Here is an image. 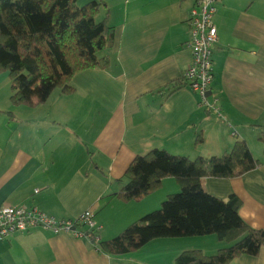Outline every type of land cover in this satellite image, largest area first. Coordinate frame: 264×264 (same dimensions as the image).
<instances>
[{
    "label": "crops",
    "instance_id": "0c3cea01",
    "mask_svg": "<svg viewBox=\"0 0 264 264\" xmlns=\"http://www.w3.org/2000/svg\"><path fill=\"white\" fill-rule=\"evenodd\" d=\"M101 1L96 20L105 17L113 28V46L100 53L105 68L72 76V93L55 90L43 104L13 106L10 80L0 72V208L35 207L57 221L90 210L99 240H109L179 190L165 178L138 202L113 198L135 157L162 149L209 158L243 140L261 165L237 178H204L202 186L221 200L238 197L240 218L264 230V0H222L214 16L208 100H217L220 116L182 82L196 0ZM224 246L214 235L165 238L114 257L87 239L35 229L0 242V264H172L183 251L212 255ZM229 264H264V247Z\"/></svg>",
    "mask_w": 264,
    "mask_h": 264
},
{
    "label": "trees",
    "instance_id": "16d2710c",
    "mask_svg": "<svg viewBox=\"0 0 264 264\" xmlns=\"http://www.w3.org/2000/svg\"><path fill=\"white\" fill-rule=\"evenodd\" d=\"M101 5V0L82 7L76 0H0V72L10 80L13 106L43 104L55 90L70 94L75 73L106 67L107 57L100 53L113 46V28L106 18L96 20ZM259 141L264 146V133ZM200 142L198 137L195 144ZM260 165L243 140L209 158L189 159L162 149L137 156L117 181L113 198L138 202L160 189L165 178L175 180L178 192L115 237L96 241L89 234L86 239L101 253L124 257L155 239L214 235L225 244L214 254L186 250L172 264H229L243 255L256 257L264 247V230L240 218L238 197L215 198L202 180L237 178Z\"/></svg>",
    "mask_w": 264,
    "mask_h": 264
},
{
    "label": "built area",
    "instance_id": "2783aa9c",
    "mask_svg": "<svg viewBox=\"0 0 264 264\" xmlns=\"http://www.w3.org/2000/svg\"><path fill=\"white\" fill-rule=\"evenodd\" d=\"M222 0H196L186 21L190 51L189 65L182 74L184 85L199 97L200 105L220 116L217 100H208L207 93L213 81V54L217 42L214 16ZM41 229L53 234H67L76 239H86L92 234L96 241L98 227L93 212L88 210L74 220L57 221L35 207L0 208V242L9 240L15 234L29 233Z\"/></svg>",
    "mask_w": 264,
    "mask_h": 264
},
{
    "label": "water",
    "instance_id": "95a60500",
    "mask_svg": "<svg viewBox=\"0 0 264 264\" xmlns=\"http://www.w3.org/2000/svg\"><path fill=\"white\" fill-rule=\"evenodd\" d=\"M211 94V92L209 91L208 93H207V96H209Z\"/></svg>",
    "mask_w": 264,
    "mask_h": 264
},
{
    "label": "bare ground",
    "instance_id": "6f19581e",
    "mask_svg": "<svg viewBox=\"0 0 264 264\" xmlns=\"http://www.w3.org/2000/svg\"><path fill=\"white\" fill-rule=\"evenodd\" d=\"M104 18H105V17H104ZM104 18H103V19H104Z\"/></svg>",
    "mask_w": 264,
    "mask_h": 264
}]
</instances>
